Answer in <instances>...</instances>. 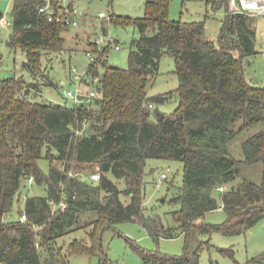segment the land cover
Masks as SVG:
<instances>
[{
    "label": "trees",
    "instance_id": "16d2710c",
    "mask_svg": "<svg viewBox=\"0 0 264 264\" xmlns=\"http://www.w3.org/2000/svg\"><path fill=\"white\" fill-rule=\"evenodd\" d=\"M47 3L13 0L11 8L7 44L25 52L23 69L33 80L0 77V264H68L62 237L89 230L92 243L75 240L68 252L92 255L101 248L100 233L126 221L141 223L155 238L184 234L188 243L198 244L181 256L136 247L143 264H201V235L240 234L264 219V130L243 142V159L229 149L238 132L264 122V87L250 84L244 72L245 59L258 54L257 17L231 12L228 0L215 1L214 8L226 7V15L213 41L205 21L170 19V0H148L140 18L113 14L111 24L140 33L132 42L129 67L103 59L91 63L90 70L100 77L95 106L68 105L32 95H40L41 85L34 79L42 71L43 53L62 52L64 32L72 27L70 13L59 15L62 0L51 1L58 9L54 20L40 12ZM165 55L175 59L179 86L150 96ZM173 99L178 106L172 113L159 109ZM239 119L243 123L236 130ZM85 123L93 126V135ZM41 158L50 161L48 173L39 165ZM150 158L183 163V183L170 199L179 207L172 214L173 226L146 213L145 167ZM257 163L263 166L261 183L243 178L242 167ZM97 170L101 178L94 181L90 175ZM26 182L43 187L46 194L27 196L21 208ZM16 202L19 217L12 218ZM51 202H64L66 208L54 209ZM219 208L227 219L205 223L207 213ZM219 250L234 256V250ZM100 253L104 256L102 249ZM250 262L264 263V252Z\"/></svg>",
    "mask_w": 264,
    "mask_h": 264
},
{
    "label": "rangeland",
    "instance_id": "374dc122",
    "mask_svg": "<svg viewBox=\"0 0 264 264\" xmlns=\"http://www.w3.org/2000/svg\"><path fill=\"white\" fill-rule=\"evenodd\" d=\"M148 0H62L64 6H73L84 13V17L78 26H72L64 32L66 42L62 52L43 53L42 71L35 81L41 88L40 95L32 91L33 97L42 102L72 105L65 98V91L74 90V84L70 80V70L74 67L79 72L87 70L90 60L87 56L86 41L93 37L102 35L105 41L113 42L108 52V64L119 67H129V54L132 42L140 36L134 27L121 28L110 23L111 15H119L131 18L145 16V4ZM222 0H170L169 17L172 20L188 22H206V35L209 39L217 41L222 21L226 15V7L214 8L213 3ZM13 0H0V12L3 19L0 20V77H11L24 75L28 81L33 80L29 72L23 69L26 59L22 49H11L7 42L12 33L11 8ZM104 13L106 18H100ZM3 20L5 22H3ZM5 23V24H4ZM257 23L256 48L258 54L246 58L244 61V72L246 80L255 86L264 87V17L255 18ZM114 43L120 45V49L114 47ZM176 63L174 57L165 55L160 62L159 75L149 87V95L155 96L175 90L179 86V77L176 74ZM102 72V69H101ZM40 78V79H39ZM56 84V86L54 85ZM31 95V96H32ZM178 106L176 99L159 105L161 111L172 113ZM243 120L239 119L234 124V129L239 130ZM264 130V122L238 132L236 137L229 143V149L236 159H243L244 152L242 144L255 133ZM39 165L45 173L49 172L50 161L46 158L39 160ZM96 170L95 168L91 171ZM242 177L253 182L261 183L263 177L262 163L242 167ZM145 200L146 213L158 215L165 226L174 225L172 214L179 207L170 202L171 197L178 186L183 183V163L166 159L150 158L145 167ZM167 173V178L162 174ZM124 188V182H119ZM21 208L27 196L45 195V189L37 184L26 182L21 191ZM215 196L221 202V193ZM12 218L19 217V205L16 202ZM227 219L223 208L214 210L204 218L208 224L218 225ZM99 242L101 248L95 254H70L68 247L75 240L84 244L92 243V234L89 230H76L62 237L59 241L67 252L68 264H143L140 251L136 248L151 253H166L181 256L186 248L194 251L198 244L195 241L187 242L186 235L180 234L175 238H155L149 234L147 229L139 222L126 221L117 224L114 228H108L100 233ZM203 242L200 251L201 264H264L250 262L256 256L264 252V219L246 232L226 235L215 231L210 235H201ZM101 249L104 256L101 255ZM219 249L227 251L234 250V256L224 254Z\"/></svg>",
    "mask_w": 264,
    "mask_h": 264
},
{
    "label": "built area",
    "instance_id": "2783aa9c",
    "mask_svg": "<svg viewBox=\"0 0 264 264\" xmlns=\"http://www.w3.org/2000/svg\"><path fill=\"white\" fill-rule=\"evenodd\" d=\"M52 0H47V5L40 8V12H48L49 19L54 20L56 9L51 4ZM63 5V3H62ZM229 10L233 13H244L249 14L255 17H264V0H228ZM63 12L70 13L72 19L68 23L71 26H78L81 22V19L85 16L82 11L73 7L72 10L68 6L63 5L62 11L60 10L59 15ZM60 16H58L60 18ZM100 18H106L104 13L99 14ZM95 45V49L93 48ZM113 42L111 40L108 43L105 41L104 36L99 35L93 37L90 41H86L87 45V56L91 63H97L99 59H103L108 63V55L104 54L106 46H112ZM116 49H120V45L114 43ZM264 52V47H263ZM89 64V65H90ZM100 69L103 70L102 67ZM101 71V70H100ZM99 76H95L90 67L88 66L87 70L84 72H79L76 67L70 70V80L74 84V90L65 91V98L68 101H71L73 104H86L88 106H95V98L98 96V85H99ZM88 124L85 123V127L88 128ZM101 178L100 172L97 170L90 175V179L98 181ZM162 178H167V173L162 174ZM33 178L31 179V182ZM223 189V188H221ZM54 205V209L61 208L65 210L66 203L62 202L60 205H56L54 202H51ZM26 215H22L21 220H26Z\"/></svg>",
    "mask_w": 264,
    "mask_h": 264
},
{
    "label": "water",
    "instance_id": "95a60500",
    "mask_svg": "<svg viewBox=\"0 0 264 264\" xmlns=\"http://www.w3.org/2000/svg\"><path fill=\"white\" fill-rule=\"evenodd\" d=\"M1 14H2V13L0 12V15H1ZM87 132H88L89 135H93V134H94L93 126H92V125H89V126H88V128H87Z\"/></svg>",
    "mask_w": 264,
    "mask_h": 264
},
{
    "label": "crops",
    "instance_id": "0c3cea01",
    "mask_svg": "<svg viewBox=\"0 0 264 264\" xmlns=\"http://www.w3.org/2000/svg\"><path fill=\"white\" fill-rule=\"evenodd\" d=\"M3 22H5L4 20H3ZM5 24V23H4Z\"/></svg>",
    "mask_w": 264,
    "mask_h": 264
}]
</instances>
